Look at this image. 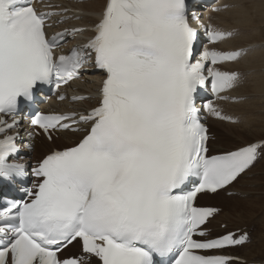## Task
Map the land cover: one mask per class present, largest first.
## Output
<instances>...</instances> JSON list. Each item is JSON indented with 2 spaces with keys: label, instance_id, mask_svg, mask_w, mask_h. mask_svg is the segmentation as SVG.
<instances>
[{
  "label": "snow or ice",
  "instance_id": "1",
  "mask_svg": "<svg viewBox=\"0 0 264 264\" xmlns=\"http://www.w3.org/2000/svg\"><path fill=\"white\" fill-rule=\"evenodd\" d=\"M31 4L0 0V179L28 174L16 159L20 99L31 101L41 84L59 89L87 65L104 75L86 113L30 119L49 141L59 132L80 135L31 170L38 180L25 189L28 199L0 210V264H239L226 253L248 243L249 234L212 238L206 225L220 210L194 202L198 193H215L250 170L264 157V140L209 155L201 111L232 118L212 101L198 108L196 94L210 79L211 92L226 99L220 93L243 76L220 65L239 62L247 50L204 48L196 58L198 31L186 0H105L92 27L51 36L46 20L53 13ZM85 31L94 33L85 44L57 52ZM204 34L210 43L234 35L212 27ZM193 177L198 182L185 191ZM74 242L80 254L61 258Z\"/></svg>",
  "mask_w": 264,
  "mask_h": 264
},
{
  "label": "bare ground",
  "instance_id": "2",
  "mask_svg": "<svg viewBox=\"0 0 264 264\" xmlns=\"http://www.w3.org/2000/svg\"><path fill=\"white\" fill-rule=\"evenodd\" d=\"M57 2L62 4L67 11L54 17L53 21L59 22L58 28L53 31L55 33L74 27L93 26L99 20L105 4V0H57ZM214 7L227 8L218 13H213L212 8H205L198 14L202 16L201 21L205 22V25L210 24L218 29L234 33L231 39L220 45V49L234 51L243 48L247 50L243 59L226 67L230 71H239L243 76V81L228 94L227 102L219 104L228 117L237 120V125L219 121H212L210 124L217 137L216 141H211L209 144L211 153L223 154L248 143L264 140V0H222ZM196 26L200 28L198 24ZM89 36H91L89 32L78 33L68 38V43L71 46L83 45L85 38ZM101 79V75L82 78L73 86V91L78 96L97 94ZM232 101L236 103H231ZM94 105L95 100L90 98L82 103L64 104L62 110L83 112ZM18 131L21 137L20 151L26 155L23 161H21L23 155H20L19 161L24 163L26 168H30L32 162L40 161L53 148L70 146L80 135L59 136L54 134L53 141L48 142L44 137L31 139L28 136L29 130ZM234 135H239V138H234ZM26 144L31 147H24ZM259 163L260 160L228 190L214 195L205 194L199 199L201 206L221 210L208 228L213 229L212 238L227 234L229 231L243 230L249 234L250 242L247 245L226 253L246 260V264L264 263V176L254 177L253 180L239 184L242 178L256 176L259 173L264 174V159L260 165ZM258 165L260 169L254 174L253 170ZM247 185L253 186L247 189L251 194L262 197L255 200L250 199L247 192L240 190ZM3 191L0 192V197ZM230 193L232 195L228 197L227 194ZM221 225H225V228L222 229ZM80 252V244L74 243L64 252L63 257L79 255ZM90 264H96V261L93 259Z\"/></svg>",
  "mask_w": 264,
  "mask_h": 264
},
{
  "label": "rangeland",
  "instance_id": "3",
  "mask_svg": "<svg viewBox=\"0 0 264 264\" xmlns=\"http://www.w3.org/2000/svg\"><path fill=\"white\" fill-rule=\"evenodd\" d=\"M234 125H237V124H234ZM211 129H212V133H214L215 135H216V132H213V127L211 126ZM219 132V131H218ZM235 136V137H234ZM233 137L234 138H236V139H238L239 137V135H234ZM232 137V138H233ZM217 137H215V140L214 141H216L217 139H216ZM234 141H235V139H233ZM232 143V142H231ZM230 143V144H231ZM263 159H264V157H262L261 159H260V163H259V165L263 162ZM257 166L254 170H253V173L255 174L260 168V166ZM261 175H263L264 176V174H262V173H259V174H257L256 176L255 175H251V176H248V177H246V178H242L241 180H240V182H239V184H242V183H244V181H250V180H253V178L255 177H259V176H261ZM238 184V185H239ZM244 185V184H243ZM246 186V185H245ZM251 188H253V186L252 185H247V187H242L240 190H242V191H245V192H247L248 194H249V198L250 199H252V200H255V199H257V198H261L262 196H259V195H257V194H254V193H250L247 189H251ZM232 194H227V196L228 197H230ZM226 213V212H225ZM224 227H225V225H221V228L222 229H224Z\"/></svg>",
  "mask_w": 264,
  "mask_h": 264
}]
</instances>
